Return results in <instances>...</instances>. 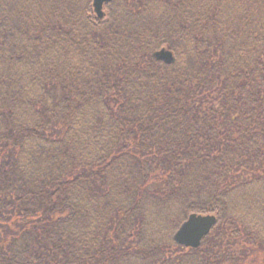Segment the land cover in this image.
<instances>
[{
	"label": "trees",
	"instance_id": "trees-1",
	"mask_svg": "<svg viewBox=\"0 0 264 264\" xmlns=\"http://www.w3.org/2000/svg\"><path fill=\"white\" fill-rule=\"evenodd\" d=\"M103 10L0 0V264H264V0Z\"/></svg>",
	"mask_w": 264,
	"mask_h": 264
},
{
	"label": "water",
	"instance_id": "water-1",
	"mask_svg": "<svg viewBox=\"0 0 264 264\" xmlns=\"http://www.w3.org/2000/svg\"><path fill=\"white\" fill-rule=\"evenodd\" d=\"M110 0H92V6L98 18L104 16L103 7ZM154 58L166 64L174 61L172 51L162 47L153 53ZM216 222V216L211 213L192 212L180 224L173 234V240L182 246L197 248L202 239L210 232Z\"/></svg>",
	"mask_w": 264,
	"mask_h": 264
},
{
	"label": "bare ground",
	"instance_id": "bare-ground-1",
	"mask_svg": "<svg viewBox=\"0 0 264 264\" xmlns=\"http://www.w3.org/2000/svg\"><path fill=\"white\" fill-rule=\"evenodd\" d=\"M212 214V213H211Z\"/></svg>",
	"mask_w": 264,
	"mask_h": 264
},
{
	"label": "rangeland",
	"instance_id": "rangeland-1",
	"mask_svg": "<svg viewBox=\"0 0 264 264\" xmlns=\"http://www.w3.org/2000/svg\"><path fill=\"white\" fill-rule=\"evenodd\" d=\"M104 11V10H103Z\"/></svg>",
	"mask_w": 264,
	"mask_h": 264
}]
</instances>
